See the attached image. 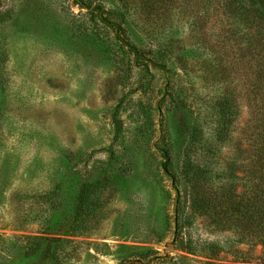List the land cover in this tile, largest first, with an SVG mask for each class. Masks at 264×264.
<instances>
[{
	"label": "rangeland",
	"instance_id": "obj_1",
	"mask_svg": "<svg viewBox=\"0 0 264 264\" xmlns=\"http://www.w3.org/2000/svg\"><path fill=\"white\" fill-rule=\"evenodd\" d=\"M176 1L157 23L136 0H82L122 25L146 59L136 63L115 30L75 0H0V264L26 255L20 264H210L206 243L228 248L233 233L191 213L183 162L192 155L208 165L209 186L222 181L257 128L259 64L233 20L211 14L205 0ZM219 61L225 75L211 74ZM226 89L239 116L212 169L188 143L211 141ZM176 121L186 137L173 150ZM166 152L186 207L179 236ZM261 254L256 247L254 264ZM234 258L222 253L215 263Z\"/></svg>",
	"mask_w": 264,
	"mask_h": 264
},
{
	"label": "trees",
	"instance_id": "obj_2",
	"mask_svg": "<svg viewBox=\"0 0 264 264\" xmlns=\"http://www.w3.org/2000/svg\"><path fill=\"white\" fill-rule=\"evenodd\" d=\"M136 1L141 4L140 9L145 11L151 20H157V23L165 15L167 16L171 12L175 14L174 10L177 9L176 0ZM205 1L208 5L207 9L212 11L211 14L221 11V14L235 22L233 24L237 25V28L244 32L245 39L248 37L251 42L250 45H246L245 50L251 51L257 57L259 68L255 87L261 105L255 132L239 144L235 151L236 154L230 157L229 163L224 162L225 167L221 170L220 179L222 181L220 183L215 182L213 186H209L207 182L208 165L202 162L197 163L196 161L199 160L191 155L184 159L181 175L183 181L180 184L187 185L189 188L190 209L193 215L203 218L210 228L234 234V239L226 244L228 248L217 241L205 244L207 250L210 249L206 258L214 261L210 264H216L215 261L219 262L220 254L226 252L234 255L235 258L233 261L220 264H254L252 252L258 246L262 248V254L260 262L257 264H264V0ZM75 2L88 11L97 13L102 24L115 30L116 39L128 48L136 63H140L141 60L146 61L137 46L124 41L121 36L122 25L107 19V13L102 4L86 6L82 0H75ZM198 3L200 5L202 1H196L195 4ZM147 61L152 63L149 59ZM162 66L165 68L167 63H163ZM225 70L222 62L219 61L213 70H210V73L217 76L225 75ZM215 107L217 115L214 120L215 127L211 141L201 140L195 135L197 139L192 136L188 143L194 153H200L210 159L209 165L212 169L219 164V160L224 155L223 150L231 145L235 123L239 116L236 98L229 89L224 90V94L217 101ZM171 118L175 120L176 116L173 115ZM176 123L177 121L174 123L175 127L172 129L171 135L173 150L186 137L183 131L176 127ZM251 138L254 140L251 141ZM197 141H205V144H198ZM164 158L166 160L163 163L164 171L173 179V185L177 192L174 214L176 236H179L183 230L180 219L185 214L186 207L182 201L183 197L177 179L170 171L171 154L164 153ZM80 205L82 208L84 204ZM54 227H60V220L54 223ZM46 241L45 238L38 239L37 246L41 259L45 257L46 250L42 248V243ZM29 245L35 247L34 243L30 241ZM241 246H248V251H241L239 249ZM40 248L42 249L40 250ZM225 249L226 251H224ZM190 252L193 254L195 251L191 249ZM27 259L31 260V256L26 255L25 259L19 260L18 264L22 263L21 261H27Z\"/></svg>",
	"mask_w": 264,
	"mask_h": 264
}]
</instances>
